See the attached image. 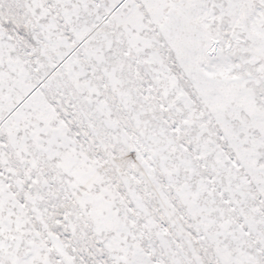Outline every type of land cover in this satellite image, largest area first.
Here are the masks:
<instances>
[{
  "label": "rangeland",
  "instance_id": "1",
  "mask_svg": "<svg viewBox=\"0 0 264 264\" xmlns=\"http://www.w3.org/2000/svg\"><path fill=\"white\" fill-rule=\"evenodd\" d=\"M0 264H264V0H0Z\"/></svg>",
  "mask_w": 264,
  "mask_h": 264
},
{
  "label": "bare ground",
  "instance_id": "2",
  "mask_svg": "<svg viewBox=\"0 0 264 264\" xmlns=\"http://www.w3.org/2000/svg\"><path fill=\"white\" fill-rule=\"evenodd\" d=\"M164 1V0H163ZM166 1V0H165Z\"/></svg>",
  "mask_w": 264,
  "mask_h": 264
}]
</instances>
